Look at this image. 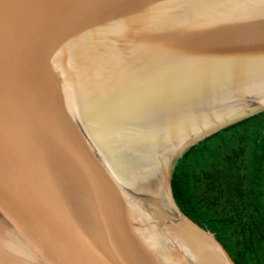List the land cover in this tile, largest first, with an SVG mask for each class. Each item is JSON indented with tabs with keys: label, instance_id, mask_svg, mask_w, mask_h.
<instances>
[{
	"label": "water",
	"instance_id": "water-1",
	"mask_svg": "<svg viewBox=\"0 0 264 264\" xmlns=\"http://www.w3.org/2000/svg\"><path fill=\"white\" fill-rule=\"evenodd\" d=\"M262 111L264 0H0V264H236L171 177Z\"/></svg>",
	"mask_w": 264,
	"mask_h": 264
},
{
	"label": "trees",
	"instance_id": "trees-1",
	"mask_svg": "<svg viewBox=\"0 0 264 264\" xmlns=\"http://www.w3.org/2000/svg\"><path fill=\"white\" fill-rule=\"evenodd\" d=\"M171 185L183 212L236 264H264V111L193 144Z\"/></svg>",
	"mask_w": 264,
	"mask_h": 264
},
{
	"label": "bare ground",
	"instance_id": "bare-ground-1",
	"mask_svg": "<svg viewBox=\"0 0 264 264\" xmlns=\"http://www.w3.org/2000/svg\"><path fill=\"white\" fill-rule=\"evenodd\" d=\"M161 153V152H160Z\"/></svg>",
	"mask_w": 264,
	"mask_h": 264
}]
</instances>
